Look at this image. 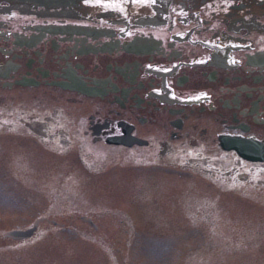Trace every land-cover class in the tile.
<instances>
[{
	"label": "flooded vegetation",
	"instance_id": "af4514ba",
	"mask_svg": "<svg viewBox=\"0 0 264 264\" xmlns=\"http://www.w3.org/2000/svg\"><path fill=\"white\" fill-rule=\"evenodd\" d=\"M0 134L61 155L78 147L91 174L95 152L160 168L187 152L260 200L264 0H0ZM204 144L216 161L202 160Z\"/></svg>",
	"mask_w": 264,
	"mask_h": 264
},
{
	"label": "rangeland",
	"instance_id": "374dc122",
	"mask_svg": "<svg viewBox=\"0 0 264 264\" xmlns=\"http://www.w3.org/2000/svg\"><path fill=\"white\" fill-rule=\"evenodd\" d=\"M23 145L0 134V264H264V197L230 191L201 160L186 164L187 152L169 168L146 156L137 167L124 157L101 163L95 152L91 174L78 147L61 155ZM201 154L219 158L205 144ZM36 222L28 241L3 238Z\"/></svg>",
	"mask_w": 264,
	"mask_h": 264
},
{
	"label": "water",
	"instance_id": "95a60500",
	"mask_svg": "<svg viewBox=\"0 0 264 264\" xmlns=\"http://www.w3.org/2000/svg\"><path fill=\"white\" fill-rule=\"evenodd\" d=\"M17 1H21V2H35V0H17ZM44 1H47V2H50V1H54V0H44ZM237 146V148H236ZM239 144L236 143V142H231L230 143V149H235L238 153H239ZM35 229L36 227L34 226L33 228L27 230V231H14V232H9V233H6L4 236L6 238H10L12 240H15V241H22V240H25V239H28L30 238L33 233L35 232Z\"/></svg>",
	"mask_w": 264,
	"mask_h": 264
}]
</instances>
